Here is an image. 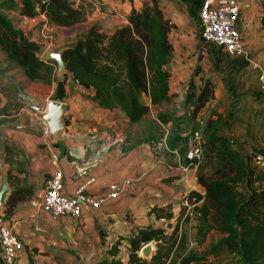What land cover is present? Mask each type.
I'll return each mask as SVG.
<instances>
[{
	"label": "crops",
	"instance_id": "obj_1",
	"mask_svg": "<svg viewBox=\"0 0 264 264\" xmlns=\"http://www.w3.org/2000/svg\"><path fill=\"white\" fill-rule=\"evenodd\" d=\"M74 2L85 10L86 15L85 20L75 23V26L82 24L88 27L97 23L104 32L111 34L117 27L128 23L133 8L141 9L145 2L152 0ZM158 2L165 17L173 22L169 33L173 53L167 63L172 70L169 92L173 93L174 99L183 101L190 79L196 81L198 91L204 79H211L214 95L205 107L215 111L213 117L221 114L219 133L230 140L248 166H254L250 159L251 152L256 149L264 152V89L260 80V74L264 71V0H239L241 9L238 26L246 48V53L240 55H231L224 48L204 40L199 19L203 0ZM42 27L40 31L45 35L46 23ZM22 30L24 32L23 28ZM37 33L36 29H33L32 34L24 32L29 40L42 46L48 39H41ZM52 43L53 40H49L48 45ZM200 50L201 54L197 55ZM2 51L5 52V57L14 60L6 48ZM49 51L53 50H45L47 53ZM145 93L148 94L141 92L142 101ZM25 96H31L32 102L38 103L52 99L66 102L64 130L58 135L50 132V136L46 131L42 136L33 133L39 119L43 118L44 122V113L38 114L32 110L30 103L22 105L20 109L16 108L18 119L15 125L18 128V123L23 124L22 129L10 127L11 119L8 117L15 110L10 108V104L13 106L14 100L19 101ZM167 106L165 104L161 108ZM117 109L101 106L93 98L92 90L82 86L71 74L47 83L38 77H31L28 72H0V122L7 123L8 126L4 129L10 131V141L36 152V164L32 168L34 172L40 173L41 167L43 174L47 172L46 175H41L38 201H21L11 212H3L6 216L1 214L3 204L0 205V219L3 218L24 241V248L18 253L16 264H97L106 255L102 252L104 244L100 238L99 226L100 229H118L123 237L127 236L128 239H121L129 248V237L137 232L138 227L149 224L157 226V223L166 220L168 222L164 227L168 233H172L176 226L175 220L186 219L187 212L188 219L185 223L199 225V213L194 204H186L187 199L184 197L197 187L198 164H183L178 151L165 148L156 150L151 143L155 140L153 138L130 143L129 129L122 121V116L126 114ZM195 119L200 121L202 116L197 115ZM180 124L183 129L177 131L181 134L192 131L191 125L186 126L183 122ZM171 125V120L164 125L167 135L168 132H175H171ZM44 128L46 129L45 125ZM38 140H42L44 147L36 146ZM107 144L110 146L101 150L97 163L89 168L88 173L81 174L83 160ZM53 152L59 153V167L64 180L63 192L66 194H74L78 186L91 177H95V180L89 183L88 190L94 193L104 191L115 181L122 182L126 178H132L133 182L127 183L119 196L108 199L97 208L85 209L80 217L66 214L53 218L41 208V193L54 170L51 160ZM1 153L2 150L0 190L7 176V162ZM240 187L245 191L248 188L246 181L243 180ZM8 197L9 194L6 200ZM166 204L174 210L171 217H158L150 210L151 206ZM182 208H185L184 212ZM211 230L218 232L214 234L218 238L224 234L215 228L208 233ZM177 232L179 230L176 234ZM35 246L39 247L37 252L33 250ZM152 250L154 253L157 247ZM78 254L81 259H78Z\"/></svg>",
	"mask_w": 264,
	"mask_h": 264
},
{
	"label": "trees",
	"instance_id": "obj_2",
	"mask_svg": "<svg viewBox=\"0 0 264 264\" xmlns=\"http://www.w3.org/2000/svg\"><path fill=\"white\" fill-rule=\"evenodd\" d=\"M9 1L8 7L11 8L15 2ZM35 2L40 3V11L36 9ZM5 5L6 1H0V9ZM21 11L31 16L43 12L51 22L65 26L83 21L86 17L85 10L74 0H23ZM172 27L173 22L165 17L158 0L145 2L141 9L133 8L128 23L117 27L111 34L104 32L99 24L92 23L83 35L65 45L64 75L71 74L82 86L93 89V98L101 106L118 108L130 122H138L150 111V104L141 100L142 91L150 95L153 104L167 101L172 96L169 92L171 72L166 68L173 53L169 38ZM0 44L31 77L43 76L47 59L41 56L40 45L29 40L1 10ZM191 83H194L192 79ZM213 95L212 80L204 79L200 90L188 97L190 101L194 99V116ZM159 116L164 122L170 119L162 114ZM221 121L219 113L216 117L211 114L206 120L202 129V160L186 156V134L178 131L169 133L167 145L170 150L176 149L185 155L186 165L198 164L197 187L184 195L199 213L198 232L206 235L209 229L215 228L224 233L209 244L207 254L218 255L224 251L240 255L242 260L239 263L264 264V188L258 191L251 186L254 181H264V169L256 171L254 166L247 165L230 140L219 133ZM180 128L183 129L182 126ZM195 129L198 128L192 130ZM160 137H154L152 143ZM243 180L252 188L248 192L240 187ZM26 198L28 194L13 190L6 204L11 211ZM182 209L184 212L185 208ZM151 212L158 217L174 214L173 208L167 204L155 205ZM178 229L177 225L172 233H168L163 226H143L129 237L127 258L118 256L116 245L111 250L112 257H103L97 264H213L206 253L195 250H190L180 260L170 258L171 248L166 251H163L165 248H157L151 257L140 254L143 245L152 240H156L157 244L161 239L174 244L173 237Z\"/></svg>",
	"mask_w": 264,
	"mask_h": 264
},
{
	"label": "rangeland",
	"instance_id": "obj_3",
	"mask_svg": "<svg viewBox=\"0 0 264 264\" xmlns=\"http://www.w3.org/2000/svg\"><path fill=\"white\" fill-rule=\"evenodd\" d=\"M0 1H6V5L3 6L0 10L10 19H12L15 23L16 28L24 29V32L27 31L28 34L33 33V29H36L38 31L37 35L41 39H48L46 42L42 43L40 46V53L43 58H46V64L43 67L42 73L43 76L40 77V79L44 82H51L52 80H57L59 78H62L65 72V68L61 74L58 73V63L57 61L50 57L45 50L47 48H51L53 51L60 50L62 47H64L67 44L73 43L76 37H79L80 35H83L82 33L86 30V26L79 24V25H70V26H65V25H58L53 22H51L47 16H42L41 14L37 13L35 15H27L22 13L21 8L22 6L20 3L23 4V0H14L15 4L13 7H8L10 4L9 0H0ZM38 2H35V5H37ZM264 22V19H263ZM46 23V27L44 28V34L41 33V28L42 25ZM26 34V33H25ZM27 34V35H28ZM29 36V35H28ZM48 37V38H47ZM49 40H53V43L51 45H48ZM2 49H5L1 44H0V72H26L25 68L19 64H17L13 59H10L9 57H5L4 51ZM201 54V53H199ZM166 68L172 72L170 67L166 64ZM195 71V70H194ZM193 71V72H194ZM6 74V73H5ZM170 80V78H169ZM194 83H191L188 81L187 83V88L184 91V100H176L173 98V93L171 98L167 101H164L159 104H153L150 101V97L148 94L143 95V101L150 104V111L146 114V116L138 121V122H130L127 119L126 115L122 116V121L126 123V127L129 129V134L128 139L130 143L134 144L139 141H144L149 140L154 137L162 136L165 134L167 131L164 127L165 123L162 121L163 119L159 114L165 115L169 117L171 121H173V125H171V132L172 131H179L181 130L180 126H182L180 123L183 122L186 126H192V129L198 128V129H203L206 123L207 118L213 114L215 111L211 109L210 107H205L203 106L200 111L198 112L197 115H201L202 119L196 120V116L193 114L192 107L194 105L192 101L188 100V97L193 93L195 94L198 92L197 90V83L196 81H193ZM89 89V88H88ZM92 94H93V89ZM17 96V95H16ZM24 96V95H23ZM192 98L194 96H191ZM33 100L31 96L21 98L19 101L18 99L13 101V106L10 104V108H14L11 113L13 114L12 116H9L8 119H11L10 122V127L14 129H22L21 127H16L15 123L17 121V112L19 107L22 105H26L28 103H31ZM167 104L168 106L166 108H161V106ZM18 108V109H16ZM171 108V109H170ZM117 111H121L117 109ZM39 114V113H38ZM120 115L119 113H117ZM125 114V113H124ZM3 120V118H1ZM182 119V120H180ZM168 120V121H169ZM202 120L204 122L202 123ZM5 121V120H4ZM45 122V123H44ZM43 118L39 119V124L36 125V128L33 129V133H37L38 136H42V134L45 132L44 125L46 126L48 123L47 121ZM67 122H69L67 120ZM0 122V150H2V157L4 158L5 162H7V176H6V181H8L11 184L12 191L13 190H20L22 193L25 195L28 194V198L24 199H36L38 201V192L40 190V184H41V179H42V169L40 173L34 172L32 168H34V164H36V157L37 154L34 152V150H31L30 148H25L21 147L18 145L16 142L10 141L8 139V134L10 131H7V129H4L7 127V123L1 124ZM164 123V125L162 124ZM12 124V125H11ZM20 124V123H18ZM17 124V125H18ZM180 125V126H179ZM28 129L27 127H25ZM31 132V133H32ZM51 131L47 132V135L50 136ZM169 134V132H168ZM37 140V139H36ZM152 143V142H151ZM46 144V143H45ZM153 144V143H152ZM36 146L39 147H44V143L41 141H36ZM181 155V154H180ZM181 161H183V164H186V157L184 154L181 155ZM48 158V156H47ZM203 157L200 159L202 160ZM43 162V166H44ZM254 168L256 171L260 170L258 166L255 164ZM46 171L44 172L43 176L46 175ZM252 188L260 191L261 189L264 188V181L262 180H257L252 183ZM247 189L245 191H249L251 187L247 185ZM251 188V189H252ZM242 189V188H241ZM20 200L18 203H20ZM17 203V204H18ZM175 204V203H173ZM190 205H193L192 203H189ZM188 204V205H189ZM3 211H1V214L4 215L11 212L9 209V205L6 204V201L3 203ZM151 208H153L151 206ZM150 208V210H151ZM169 209V208H168ZM165 209V210H168ZM264 209V208H262ZM4 212V213H3ZM160 212V211H157ZM181 212V211H180ZM6 216V215H4ZM185 216H188V212L185 214ZM2 218V217H1ZM3 219V218H2ZM186 219L183 218V220H175L176 226L178 225L180 227L179 232H177L176 236L173 237L175 239V243L173 244L172 242H166L163 241L162 239L158 242L156 240H152L149 243L152 244L153 248H158V249H164L163 251H166L167 249H170V258L173 257L175 259L180 260L185 254H187L190 250H195L199 253H206L207 254V248L211 241L214 239H217V235L215 236V233H218L215 230H211V233H208L209 230L207 231L206 235H203L198 232V224L195 223H185ZM162 222V223H161ZM157 223V226H163L166 224L168 221H161ZM173 224V222H172ZM102 228V227H101ZM105 229V230H104ZM166 229V228H165ZM212 229V228H211ZM99 233H100V238L102 240V243L104 244L103 247V253L106 254L104 257H112V251L113 247L117 245V251H118V256H124V258L128 257V247H126V243L124 240L127 238L123 237L122 233H119L118 229L116 228H103L100 229V226L98 228ZM139 230V227L138 229ZM136 233V232H135ZM134 233V234H135ZM223 233V232H222ZM223 235V234H222ZM123 237V238H122ZM122 238V239H121ZM128 239V238H127ZM173 239V240H174ZM219 239V238H218ZM119 245V247H118ZM39 247L35 246L33 248L34 252H37ZM116 251V252H117ZM140 254H142V251H140ZM153 254V250L151 254L148 257H151ZM103 258V257H101ZM207 258L209 261H211L213 264H237L239 263L242 259L240 255H234L232 253L228 252H221L218 255L209 253L207 254ZM78 259H81L80 254H78ZM84 264V263H81ZM180 264V263H179ZM192 264V263H191Z\"/></svg>",
	"mask_w": 264,
	"mask_h": 264
},
{
	"label": "built area",
	"instance_id": "obj_4",
	"mask_svg": "<svg viewBox=\"0 0 264 264\" xmlns=\"http://www.w3.org/2000/svg\"><path fill=\"white\" fill-rule=\"evenodd\" d=\"M36 9L40 11V3H37ZM240 9L239 0H203L199 11V19L204 40L224 48L231 55L246 53V48L243 44V34L238 26ZM39 14L45 15L43 12ZM201 51L196 54L198 55ZM260 80L264 89V71L260 74ZM49 101L31 102L30 107L37 113H45ZM22 126L23 124H18V127ZM48 126L46 125V132L50 131ZM167 136L166 132L153 144L156 150L169 149ZM186 136L188 145L186 156L190 159H201L203 156V133L199 129H195L187 133ZM109 146L110 144L102 146L92 156L85 158L83 166L80 168V173H88L89 168L97 163L101 150L107 149ZM174 151L177 150L175 149ZM250 155L253 164L264 169V152L254 150ZM51 160L54 170L41 193V208L53 218H59L66 214L80 217L85 209L97 208L108 199L119 196L125 185L133 182L132 178H126L122 182L115 181L104 191L94 193L88 190L89 183L95 180V177H91L78 186L74 194H66L63 192L64 180L63 172L59 167V153L53 152ZM186 204H189L188 200ZM23 248L24 241L22 238L11 226L0 219V264H16L17 255Z\"/></svg>",
	"mask_w": 264,
	"mask_h": 264
},
{
	"label": "water",
	"instance_id": "obj_5",
	"mask_svg": "<svg viewBox=\"0 0 264 264\" xmlns=\"http://www.w3.org/2000/svg\"><path fill=\"white\" fill-rule=\"evenodd\" d=\"M64 49L65 46L62 47L60 50L48 52V55L57 61L59 74L63 72L66 66L63 58ZM66 108H67V104L64 101L52 99L48 102L47 111L44 113V119L49 124L50 131L54 135H58L65 128L64 113L66 111ZM11 192H12L11 184L8 181H6L0 190V205H2L5 202L8 194H10ZM152 248L153 246L151 243H146V245L143 246L142 248L143 256L148 257L152 252Z\"/></svg>",
	"mask_w": 264,
	"mask_h": 264
}]
</instances>
